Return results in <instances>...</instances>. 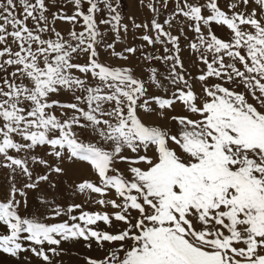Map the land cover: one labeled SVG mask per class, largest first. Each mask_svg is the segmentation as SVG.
Wrapping results in <instances>:
<instances>
[{
  "label": "snow or ice",
  "instance_id": "6c2138e0",
  "mask_svg": "<svg viewBox=\"0 0 264 264\" xmlns=\"http://www.w3.org/2000/svg\"><path fill=\"white\" fill-rule=\"evenodd\" d=\"M121 3L0 0V252L264 264V0Z\"/></svg>",
  "mask_w": 264,
  "mask_h": 264
},
{
  "label": "rangeland",
  "instance_id": "374dc122",
  "mask_svg": "<svg viewBox=\"0 0 264 264\" xmlns=\"http://www.w3.org/2000/svg\"><path fill=\"white\" fill-rule=\"evenodd\" d=\"M148 2V0H145V4ZM121 7L123 9V22L129 24V27H131V21L128 19V17L135 18L137 23H142L147 20H150L152 18V14L149 12V10L146 7H143L139 0H122ZM69 14H71L69 12ZM164 19L163 16L160 17V20ZM63 27H67V25H64ZM140 32L142 33L143 30L141 29ZM133 33L129 32V44L132 43H139V41H133L132 40ZM124 47L123 44L117 45V50L119 51ZM186 55V53H185ZM132 63H135V61H131ZM117 63H121L120 61H117ZM193 72L196 71V69H192ZM70 182V181H69ZM63 203V201H61ZM31 204V201H30ZM51 222V221H50ZM4 232L3 226H0V233ZM74 251H79L81 254H90V255H96L95 252H88V250L83 249L82 247H78L77 249H74ZM30 255V254H28ZM78 258H73V264H75V260ZM3 261H8L9 264H25L23 255L19 257H11L6 253L0 252V263ZM65 264H70L68 257L65 258Z\"/></svg>",
  "mask_w": 264,
  "mask_h": 264
},
{
  "label": "bare ground",
  "instance_id": "6f19581e",
  "mask_svg": "<svg viewBox=\"0 0 264 264\" xmlns=\"http://www.w3.org/2000/svg\"><path fill=\"white\" fill-rule=\"evenodd\" d=\"M0 264H9V262H8V261H3V260H2V262H1Z\"/></svg>",
  "mask_w": 264,
  "mask_h": 264
}]
</instances>
